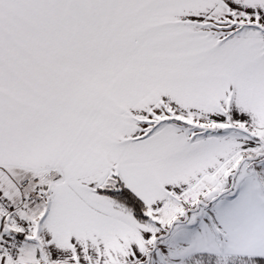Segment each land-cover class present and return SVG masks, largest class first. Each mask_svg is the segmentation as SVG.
<instances>
[{
    "label": "snow or ice",
    "instance_id": "snow-or-ice-1",
    "mask_svg": "<svg viewBox=\"0 0 264 264\" xmlns=\"http://www.w3.org/2000/svg\"><path fill=\"white\" fill-rule=\"evenodd\" d=\"M0 264H264V0H0Z\"/></svg>",
    "mask_w": 264,
    "mask_h": 264
}]
</instances>
